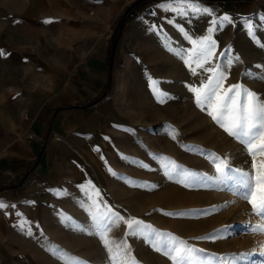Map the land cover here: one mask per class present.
Returning a JSON list of instances; mask_svg holds the SVG:
<instances>
[{
  "label": "crops",
  "instance_id": "crops-1",
  "mask_svg": "<svg viewBox=\"0 0 264 264\" xmlns=\"http://www.w3.org/2000/svg\"><path fill=\"white\" fill-rule=\"evenodd\" d=\"M166 2L30 0L18 12L13 38L0 44V201L9 205L0 209V264H34L25 252L34 251V229L56 190L111 152L123 125L117 98L124 60L128 88L133 81L150 89L151 77L163 90L193 49L186 37L208 35L210 27L216 48L196 69L197 80H207L215 59L247 44L255 53L249 57L262 51L264 0H192L209 12L183 16L175 3L170 11L158 7ZM224 15L232 22L212 24Z\"/></svg>",
  "mask_w": 264,
  "mask_h": 264
},
{
  "label": "rangeland",
  "instance_id": "rangeland-1",
  "mask_svg": "<svg viewBox=\"0 0 264 264\" xmlns=\"http://www.w3.org/2000/svg\"><path fill=\"white\" fill-rule=\"evenodd\" d=\"M29 3L30 0H0V44L9 36L13 38L16 16ZM237 39L234 32L232 45ZM246 47L230 58L215 59L212 67L224 66L225 88L240 83L264 99V82L257 79L264 73V44L254 58L249 57L255 54L248 48L250 45ZM228 60L231 65H226ZM183 66L178 79L166 82L165 89L160 90L167 98L158 102L152 91L143 90L141 84L131 81L128 88L124 60L118 74L117 98V118L123 125L111 152L104 155L103 164L92 163L84 175L81 172L74 180H66L42 211L34 229V251L25 252L34 264H73V258L88 264H109L103 244L95 236L76 230L83 227L95 231L86 211L90 201L81 186H94L99 190L96 199L101 210L107 205L124 218L110 228V246L115 251L116 243L126 241L127 251L138 264L172 261L153 249L152 244L158 245L159 238L149 236L146 241L137 235H126L125 222L129 218L202 249L201 264H224L221 258L229 264H264V232L253 230L257 225L264 227V218L255 215L251 205L235 194L234 185L212 179L216 176L213 160L217 158L227 159L233 169L254 175L251 157L207 115L206 108L196 106L189 87H199L202 81L184 62ZM261 159L264 157L257 156V161ZM170 162L198 175L188 186L177 183L175 177L165 175V166Z\"/></svg>",
  "mask_w": 264,
  "mask_h": 264
},
{
  "label": "snow or ice",
  "instance_id": "snow-or-ice-1",
  "mask_svg": "<svg viewBox=\"0 0 264 264\" xmlns=\"http://www.w3.org/2000/svg\"><path fill=\"white\" fill-rule=\"evenodd\" d=\"M177 6L174 9L175 13L183 16L185 12L191 15L201 13L207 14V7H200V3H193L192 0H169V2L158 5L165 11L172 9V4ZM264 20V17L261 18ZM49 21H45L47 23ZM171 23V21H169ZM228 15H224L219 20H212V24L219 25L222 28L226 23H231ZM214 28H209L208 35H204L197 39L186 37L193 45L190 53L186 54L183 62L189 67L190 72L195 75L197 68H204L205 64L211 61L216 48V42L212 39L210 33ZM248 33L250 37L255 36L254 25H248ZM255 42V40L253 41ZM3 53H0L2 55ZM180 55V53H176ZM221 55H226L221 53ZM238 59V58H237ZM226 65H231L232 61L225 62ZM195 67H192V65ZM205 71L210 73L206 81H202L199 87H189V91L194 94L195 104L201 110H207V115L221 128L228 136L233 137L243 147L246 153L251 157V168L254 170V175L249 172L233 169L229 167L227 159H214L216 176L212 179L220 183L225 181L234 185L235 194L241 199H245L252 208V212L264 218V159L257 161V156L264 157V99H261L257 93L243 87L240 83H236L224 87V81L227 78L224 66L217 65L215 67L205 68ZM258 81L264 82V73L257 78ZM149 88L153 95L158 98V102H162L167 98L166 93H160L158 85L159 81L148 77ZM175 138V137H173ZM107 139V138H106ZM98 150V149H97ZM103 159V157H101ZM165 175L170 179L175 177L176 182L188 186V184L196 178L198 174L191 173L187 169H183L174 162H170L165 166ZM111 172V169H109ZM114 174V173H112ZM90 184V182H89ZM155 187V185L153 186ZM88 201L89 208L86 211L89 213L92 220V228L95 231H87L83 227H78L76 230L85 232L88 235L95 236L108 252L109 264H138L131 253L128 252L127 242L116 243L115 251L110 246L108 232L115 225L116 221L123 220L118 213H115L107 205H104L103 211L97 203L99 190L91 186L85 189L81 186ZM9 205L0 201V209H5ZM11 207H15L12 205ZM21 216L19 212L16 213ZM167 215H183V213H167ZM128 232L126 235L132 234L147 238L149 236L158 239L157 243H153L152 247L155 251L161 252L167 256L172 264H201L200 256L203 253L202 249L194 248L188 245L185 241L172 236L170 233L159 232L152 229L150 225H146L143 221L135 218H129L126 222ZM23 230V223L18 225ZM254 231L264 232V227L257 225L253 228ZM27 234H31L28 232ZM264 255V252L261 253ZM224 264H229L225 258ZM73 264H88V261L73 258Z\"/></svg>",
  "mask_w": 264,
  "mask_h": 264
},
{
  "label": "trees",
  "instance_id": "trees-1",
  "mask_svg": "<svg viewBox=\"0 0 264 264\" xmlns=\"http://www.w3.org/2000/svg\"><path fill=\"white\" fill-rule=\"evenodd\" d=\"M119 31H120V29H118V33H119ZM118 37H119V35H117V36H114V38H113V42H114V44L117 42V40H118Z\"/></svg>",
  "mask_w": 264,
  "mask_h": 264
},
{
  "label": "built area",
  "instance_id": "built-area-1",
  "mask_svg": "<svg viewBox=\"0 0 264 264\" xmlns=\"http://www.w3.org/2000/svg\"><path fill=\"white\" fill-rule=\"evenodd\" d=\"M33 136H34V134L32 132L27 134V137H29V138H33Z\"/></svg>",
  "mask_w": 264,
  "mask_h": 264
}]
</instances>
